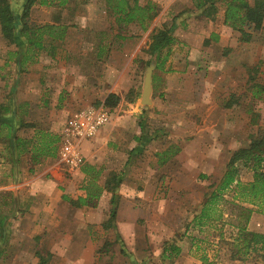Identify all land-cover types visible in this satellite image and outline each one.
Instances as JSON below:
<instances>
[{
	"label": "rangeland",
	"instance_id": "obj_1",
	"mask_svg": "<svg viewBox=\"0 0 264 264\" xmlns=\"http://www.w3.org/2000/svg\"><path fill=\"white\" fill-rule=\"evenodd\" d=\"M8 1L19 11L22 0ZM76 1V9L80 3L90 5L64 13L67 33L63 45L51 49L54 42L47 38L46 50L37 56L44 67H37L33 74L31 61H27L26 71L20 73L17 69L16 55L11 57V52L18 45L3 36L0 22V117L5 108L17 105L15 121L22 122L20 136H32L34 128L28 124L35 123L56 133L61 142L64 124L72 112L105 105L109 85L114 82L120 101L113 108L104 107L120 126L112 140L116 144L114 151H118L114 154L117 167L113 171L108 167L106 177L100 178L102 182L106 178L113 188L106 187V195L97 196L103 193L97 180L84 184L57 163L53 169L56 168L54 177L60 188L66 175L76 190H83L85 185L92 194L88 198L91 202L117 201V208L131 201L146 205L138 211L142 212L139 216H144L140 217L144 240L129 244L139 260L145 256L139 264H203L204 255L211 264H262L259 255L263 250L241 260L232 244L239 225L264 233V214L257 206L236 197L237 182L254 180V156L234 163L237 181L218 199L212 219L199 226L195 218L218 187L233 155L264 135V90L255 94L258 84L264 86V23L259 30L247 27L252 40L244 42L239 31L221 26L227 0H214L217 12L210 16L205 7H200L205 0H153L158 14L148 30L144 32L139 25L130 24L120 31L113 14L104 11L107 6L102 4L106 0ZM147 1L140 0L142 4ZM35 5L40 7L31 12L29 21L52 24L42 22L51 15L50 7L45 11L46 6L38 2ZM163 24H168L175 37L166 64L170 70L166 72L156 68L149 52L151 32ZM119 34L127 37L120 38ZM152 65L153 90L146 102L141 91ZM70 74L75 75L74 82L80 89L92 77L95 88L88 92L92 100L67 101L72 91L60 87ZM31 89L39 100H33L37 102L35 121L27 117L31 104L25 97ZM228 103L232 105L228 107ZM0 131L3 143L8 130L0 124ZM88 140L82 143V149ZM5 147L0 144V216L6 218L4 226L9 230L6 222L10 221L13 232L14 211L19 203L26 204L28 197L24 193L16 200L13 197V153ZM255 152L258 156L259 150ZM47 164L44 158L34 161L24 155L20 173L30 178ZM257 165L264 171V160ZM125 211L131 215L130 210ZM38 245L32 242L27 248L36 250ZM110 245L106 241L97 252H104L107 261L131 264L125 255L110 253Z\"/></svg>",
	"mask_w": 264,
	"mask_h": 264
},
{
	"label": "crops",
	"instance_id": "obj_2",
	"mask_svg": "<svg viewBox=\"0 0 264 264\" xmlns=\"http://www.w3.org/2000/svg\"><path fill=\"white\" fill-rule=\"evenodd\" d=\"M76 2L78 1L69 0L65 5H59L56 0L55 4L41 5L42 7L46 6L45 11L50 7L49 11L51 12V15L47 16V19L42 22L63 24L64 13L68 12L69 9L76 12L79 7H85L86 9L90 5V3H80V6L76 9ZM102 5L106 6V4ZM38 7L40 6H33L31 12ZM55 11L56 14H53ZM104 11L106 14L111 13L108 7H105ZM53 15L55 17H51ZM221 26H225L224 20H222ZM64 40L58 41L56 44L63 45ZM33 64L31 68L33 70H30L31 73L37 67H44L41 60H37ZM66 76L62 80L60 88L72 91L67 101L71 100L70 98H77L79 99L78 101L82 99L92 100L88 93L95 88L94 84L91 83L92 77L89 78L88 84L80 89L74 82L75 75ZM32 77L36 79L35 76ZM18 80H21V76H19ZM109 87L106 98L110 93L120 94L117 91L118 85L114 84V82ZM143 90L141 91L142 95ZM35 92L34 89L28 90L25 97L26 101H30L29 103L31 104L27 115L28 119L33 117L31 121L37 119L35 108L37 102L33 100L38 102L39 100L36 98ZM13 110L18 113L19 106L13 105ZM119 129L120 126L117 125V122L111 120L110 123L100 130L95 138L85 142L81 150L84 156L83 166L78 170H68L69 176L75 175V178L77 177L84 184H89L91 180H97L99 189L103 192L97 196L104 197L107 192L106 178L103 182L100 178L106 177L105 173L108 167L109 171H113L112 169L116 170L117 167L114 154L118 151H114L116 144L112 143V140L115 139ZM123 131L126 133L125 130ZM0 144L4 145V143ZM12 153L13 197L16 200L24 193L25 197H28V202L25 201L26 204L21 202L17 205L13 214V232L12 225L8 221L6 224L10 226V230L4 226L3 233H0V264H117L116 261H107L104 252H97L106 241L111 242L109 248L112 250L110 253L117 251L118 255H125L124 257L131 264L142 263L141 260L145 256L139 260L134 254L135 252L133 253V250L129 248V244L131 242L139 244L144 240L145 229L140 222V217L144 216H139L138 214L142 215V212L139 213L138 211L145 209L146 205L131 201L126 202L125 206L121 204L117 208V201L107 203L103 200H96V202H91L88 199L89 197L87 198L89 191L85 188V185L83 190H76V187L70 184L71 177L66 175L60 188L58 180L54 177L56 168L53 169L55 164L61 163L59 152L55 157L44 158L49 165L47 164L43 169L36 171L32 177L24 178L22 173H20L22 159L24 155L32 159V155L23 153L19 156L14 147ZM87 164L99 169V175H97L96 179L83 171V167ZM49 173H52L53 176L49 175ZM81 198H86V200L81 201ZM15 207L16 204L13 203V209ZM127 209L130 210L131 215H128L125 211ZM22 210L25 211L23 212ZM5 221L6 218H4L3 223ZM32 242H39L36 250L27 248L31 246ZM177 245L178 247L182 246L181 244Z\"/></svg>",
	"mask_w": 264,
	"mask_h": 264
},
{
	"label": "trees",
	"instance_id": "obj_3",
	"mask_svg": "<svg viewBox=\"0 0 264 264\" xmlns=\"http://www.w3.org/2000/svg\"><path fill=\"white\" fill-rule=\"evenodd\" d=\"M56 0H22L21 7L15 10L13 5L8 0H0V22L2 34L12 44L18 45L15 52H11V57L16 55L17 69L20 73L27 70V61L36 62L38 53L46 50V39L50 38L51 49H55L58 41H63L67 27L64 24H33L29 21L31 10L37 2L40 5H52ZM59 5H65L67 0H57ZM214 0H205L200 3V7H205L207 16L217 12V7L214 5ZM209 4V6H208ZM106 6L115 17L116 24L121 31L122 28L130 24H137L145 32L148 30L152 20L158 14V7L153 0H148L146 4H142L140 0H106ZM264 23V0H227L224 12V25L232 28V30L241 33V41L249 42L252 40V34L246 31V28L253 27L254 30L263 28ZM168 24H163L153 29L151 32V44L149 52L155 58L156 68L161 71H169L166 64L171 54V45L175 41V37L170 32ZM119 33V32H118ZM120 38H126L127 35L119 34ZM21 45V46H19ZM256 87V86H255ZM255 94H259L264 90V86L257 85ZM120 101V96L116 93H110L105 105L109 108L117 106ZM232 103H228L230 107ZM12 110V111H11ZM3 118L0 117V124L6 127L8 132L6 140L3 142L11 153L13 147L16 148V153L20 156L23 153L32 155L34 161L39 158L55 157L59 149L60 136L56 133L50 132L45 128H39L35 123H29L28 126L34 128L32 136H20L19 131L22 128L21 121H15L18 113L12 109H4ZM10 114V117L5 114ZM0 135L2 132L0 131ZM255 149L259 150L258 156H255ZM262 155V157H260ZM254 156L255 173L254 180L250 183L237 182L236 197L248 202L251 205L257 206L260 212L264 214V171L259 170V165L264 160V135L258 139H252V146L249 148H242L236 152L230 160V164L222 177L219 180L218 187L214 189L205 205L202 206L201 213L195 218L199 226L211 220V212L216 209L218 199L222 194L237 181V170L234 163L241 158L249 160ZM99 169L93 165L87 164L83 167V171L96 179L99 175ZM106 187L113 188L112 184L106 181ZM116 187V183L114 184ZM92 194L89 192L87 198ZM86 198H81V201ZM248 210V209H246ZM251 211V210H248ZM4 217V216H3ZM0 217V233L4 231V218ZM250 215L246 217L249 220ZM237 236L233 239L232 244L237 247L236 254H240V259L250 255V253H259L264 251V233L249 231L245 225L237 227ZM264 261V253L259 255ZM201 260L203 264H211L208 257L204 255ZM264 264V262L262 263Z\"/></svg>",
	"mask_w": 264,
	"mask_h": 264
},
{
	"label": "built area",
	"instance_id": "obj_4",
	"mask_svg": "<svg viewBox=\"0 0 264 264\" xmlns=\"http://www.w3.org/2000/svg\"><path fill=\"white\" fill-rule=\"evenodd\" d=\"M103 106L77 109L64 124L60 148V162L67 170L80 169L84 164L82 143L95 138L111 120V113Z\"/></svg>",
	"mask_w": 264,
	"mask_h": 264
},
{
	"label": "water",
	"instance_id": "obj_5",
	"mask_svg": "<svg viewBox=\"0 0 264 264\" xmlns=\"http://www.w3.org/2000/svg\"><path fill=\"white\" fill-rule=\"evenodd\" d=\"M154 69V66L152 65L151 68L149 69V71L147 72V74L145 75V83H144V90H143V95L142 98L144 99V101H148L146 100V98H150L152 91L153 90V86H152V82H153V77H152V71Z\"/></svg>",
	"mask_w": 264,
	"mask_h": 264
},
{
	"label": "bare ground",
	"instance_id": "obj_6",
	"mask_svg": "<svg viewBox=\"0 0 264 264\" xmlns=\"http://www.w3.org/2000/svg\"><path fill=\"white\" fill-rule=\"evenodd\" d=\"M146 100H148V98H146Z\"/></svg>",
	"mask_w": 264,
	"mask_h": 264
}]
</instances>
